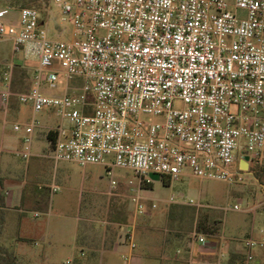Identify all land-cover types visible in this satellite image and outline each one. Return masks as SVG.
I'll return each mask as SVG.
<instances>
[{
	"label": "built area",
	"instance_id": "obj_1",
	"mask_svg": "<svg viewBox=\"0 0 264 264\" xmlns=\"http://www.w3.org/2000/svg\"><path fill=\"white\" fill-rule=\"evenodd\" d=\"M54 2L72 26L68 40L52 38L35 8L20 9L16 23L0 13V42L37 60L30 90L18 95L33 114L13 127L22 133L17 157L102 165L111 177L112 168L133 171L136 217L145 213L141 190L151 174L233 182L238 160L264 161V0ZM12 96L7 77L1 105ZM43 128L48 148L37 154ZM134 240L132 225L126 260ZM190 244L186 264H230L223 250L213 261L198 259L193 248L208 247L209 238L197 227ZM243 246L241 264H253L264 238Z\"/></svg>",
	"mask_w": 264,
	"mask_h": 264
},
{
	"label": "rangeland",
	"instance_id": "obj_2",
	"mask_svg": "<svg viewBox=\"0 0 264 264\" xmlns=\"http://www.w3.org/2000/svg\"><path fill=\"white\" fill-rule=\"evenodd\" d=\"M29 1L0 0V8L11 7L20 10L26 7ZM32 8L40 12L42 24L46 26L52 38L68 40L72 37V26L65 20V15L54 0H41L40 6ZM0 52L7 58L13 57L12 43L0 42ZM6 70V67L0 66V82L4 80ZM21 70L16 68L15 84L11 86L13 96L9 105L4 107L0 103V112L8 113L7 117L0 116V166L2 174L12 173L17 182L25 184L28 192L35 193L40 185L46 187L43 189L48 210L42 212L43 216L38 222L46 223L45 231L48 237L50 236L48 243L43 246H47L49 250L45 260L47 264H68V261L77 259L80 255V247L76 245L75 240L77 218L82 215L79 211L82 197L89 200V205L95 203L97 207L93 211H85L86 217L80 221L81 225L87 226L92 240L100 239L103 234L95 228L110 226V220L117 217L128 218L127 223L123 224L124 233H127L132 225L135 227L136 247L131 258L126 260L122 254H117L114 264H185L182 257L187 254L191 233L196 227L208 238L218 239L219 243L226 245L228 252L238 248L240 242L247 238H264V161L262 164H251L248 171H242L239 162L232 170L233 182L200 180L190 175L165 182L162 176L151 174L147 178L149 182H143L141 190L145 213L136 217L129 181L133 180L138 184L139 180L133 171L112 168L111 177L108 175L110 168L106 166L82 168L75 164L60 163V166H68L76 172L86 171L91 174V180L89 185L85 186L84 192L80 186L63 180L54 181L55 163L52 160L37 156L28 160L17 157L15 151L21 148L22 133L15 132L13 127L17 123L28 121L33 114L29 105H21L18 102V95L28 92L31 88L30 79L25 77ZM60 92L62 90L52 93ZM19 106V117H13V110H17ZM38 117L43 119V114ZM47 133L48 128H43L38 133L34 143L35 153L39 154L44 148H48L45 140ZM112 179L119 183L116 188L111 187ZM53 185L58 188L57 192L51 191ZM191 200L202 204L203 207L198 209L192 205H184ZM153 204L157 205L155 209ZM235 205L239 206V211H226V208ZM23 213L27 217L31 215ZM71 243L75 244L73 248L64 249L63 244L69 246ZM2 244L12 251L16 248L8 241ZM178 250L182 251L180 255ZM259 251L264 252V248L256 250ZM18 252L14 251L16 255H19ZM21 254L20 264L35 263L28 251ZM85 258L87 260V257Z\"/></svg>",
	"mask_w": 264,
	"mask_h": 264
},
{
	"label": "crops",
	"instance_id": "obj_3",
	"mask_svg": "<svg viewBox=\"0 0 264 264\" xmlns=\"http://www.w3.org/2000/svg\"><path fill=\"white\" fill-rule=\"evenodd\" d=\"M8 11L7 17L3 18L6 22L16 23L18 20V11L11 7L0 8V13ZM2 42V41H1ZM0 66L6 67L7 70L4 72V80L0 82V90L6 85V78H10L11 86L15 84V74L16 68L22 69L21 72L24 73L25 77H28L31 81L37 67V60L25 55V53L15 54L11 58H7L0 52ZM20 106L17 110H13L11 114L13 117H19ZM7 117V112H0V116ZM242 160H238L237 164ZM263 163V162H262ZM261 163V164H262ZM70 164V163H68ZM236 164V165H237ZM251 164L255 163L248 160V170ZM46 166V164H44ZM242 170V169H241ZM247 170V171H248ZM54 175L53 180L59 181L63 180L71 183L74 186L82 187V191L85 192V186L89 185L91 180V174L86 171L76 172L68 166L54 165ZM244 171V170H242ZM2 174L0 166V178L3 179L5 188V204H6V214L4 221V230L1 235L0 241L4 243H12L16 248L14 251L18 252V258H22L24 252H29L32 259L35 260L34 264H47L45 260L48 258L49 250L46 246L43 247L50 236L46 234L45 227L46 223L38 222V219L43 216L46 209V194L43 189L45 186L40 185L35 193L26 191L25 184L17 182L11 175ZM54 186V185H53ZM46 188V187H45ZM52 191V190H51ZM95 200H93L94 203ZM174 201V200H173ZM89 200L82 197L80 200L79 211L82 213L80 217L77 218V238L76 245L80 247V255L77 259L68 261L71 264L75 261V264H114L117 254H124L130 251L129 245L125 241L124 225L115 219L110 220V226H105L102 228H95L96 231H101L103 233L101 238L98 240H92L87 226L81 225L80 221L86 217L84 215L85 211L95 210L96 204L89 205ZM183 205V204H182ZM184 205H189L186 202ZM21 208H25L22 210ZM48 210V209H46ZM23 212L30 213V216H25ZM75 244L71 243L69 246L63 244L64 249H71ZM52 243L49 245L51 250ZM27 247V248H26ZM191 244L188 243V250H190ZM194 253L199 260L202 261H213L217 258V253L223 250L230 257L232 254L236 255H246V250L243 246V241L235 250L228 252L227 246L219 243L218 239L209 238V246L201 247L196 245L194 248ZM182 253L181 250H178ZM177 251V253H178ZM181 253H178L180 255ZM87 257V260H85ZM183 262L186 264L187 254L182 257ZM89 259V260H88ZM264 263V252H255V262L253 264H263Z\"/></svg>",
	"mask_w": 264,
	"mask_h": 264
},
{
	"label": "trees",
	"instance_id": "obj_4",
	"mask_svg": "<svg viewBox=\"0 0 264 264\" xmlns=\"http://www.w3.org/2000/svg\"><path fill=\"white\" fill-rule=\"evenodd\" d=\"M41 0H30L27 3L28 8H32V6H40ZM24 7V8H26ZM53 136V132L49 133V137ZM250 169V168H249ZM165 182H170V180L165 179ZM5 188L3 179L0 178V238L4 230V221H5V214H6V204H5ZM115 220L121 223H127L128 218H114ZM208 234V232H205ZM245 260V256L243 255H236L232 254L229 263L230 264H241ZM0 264H20V260L18 256L14 253V251L10 250L7 246L3 245L0 241Z\"/></svg>",
	"mask_w": 264,
	"mask_h": 264
},
{
	"label": "water",
	"instance_id": "obj_5",
	"mask_svg": "<svg viewBox=\"0 0 264 264\" xmlns=\"http://www.w3.org/2000/svg\"><path fill=\"white\" fill-rule=\"evenodd\" d=\"M248 160H249V156H245L244 159L241 161V169L244 171L248 170Z\"/></svg>",
	"mask_w": 264,
	"mask_h": 264
}]
</instances>
